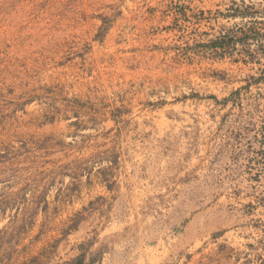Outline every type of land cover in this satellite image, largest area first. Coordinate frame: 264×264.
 <instances>
[{
	"label": "rangeland",
	"instance_id": "rangeland-1",
	"mask_svg": "<svg viewBox=\"0 0 264 264\" xmlns=\"http://www.w3.org/2000/svg\"><path fill=\"white\" fill-rule=\"evenodd\" d=\"M264 264V0H0V264Z\"/></svg>",
	"mask_w": 264,
	"mask_h": 264
},
{
	"label": "trees",
	"instance_id": "trees-1",
	"mask_svg": "<svg viewBox=\"0 0 264 264\" xmlns=\"http://www.w3.org/2000/svg\"><path fill=\"white\" fill-rule=\"evenodd\" d=\"M74 264H84V260L77 261V262L74 263Z\"/></svg>",
	"mask_w": 264,
	"mask_h": 264
}]
</instances>
